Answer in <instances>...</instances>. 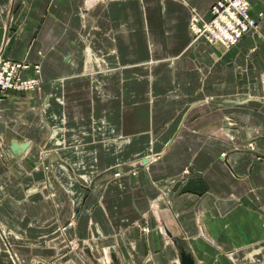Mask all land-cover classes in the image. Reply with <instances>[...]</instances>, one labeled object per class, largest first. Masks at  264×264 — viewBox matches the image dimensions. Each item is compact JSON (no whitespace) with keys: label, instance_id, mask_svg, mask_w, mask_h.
<instances>
[{"label":"crops","instance_id":"0c3cea01","mask_svg":"<svg viewBox=\"0 0 264 264\" xmlns=\"http://www.w3.org/2000/svg\"><path fill=\"white\" fill-rule=\"evenodd\" d=\"M215 1L0 0V55L39 80L0 93V245L23 264L73 213L119 264H264V0L228 49L189 33Z\"/></svg>","mask_w":264,"mask_h":264},{"label":"built area","instance_id":"2783aa9c","mask_svg":"<svg viewBox=\"0 0 264 264\" xmlns=\"http://www.w3.org/2000/svg\"><path fill=\"white\" fill-rule=\"evenodd\" d=\"M249 3L250 0H217L209 10L207 21L191 16L189 31L195 40L202 38L208 44L218 43L231 48L256 28L255 20L249 15ZM27 69L22 62L4 59L0 55V93L36 90L39 80L23 77Z\"/></svg>","mask_w":264,"mask_h":264},{"label":"rangeland","instance_id":"374dc122","mask_svg":"<svg viewBox=\"0 0 264 264\" xmlns=\"http://www.w3.org/2000/svg\"><path fill=\"white\" fill-rule=\"evenodd\" d=\"M191 16L192 15H190L189 18V25H190V19L192 18ZM198 17L199 19L202 20L200 16ZM207 20H203V21H207ZM190 36L192 41L195 42L198 40V39L195 40V38L191 33ZM117 176H119V173H116V177ZM77 183L81 184L82 186L88 187L87 182H85L84 180L78 181ZM33 188L36 189L39 188L40 190V188L42 187L38 185L30 186L27 191H31ZM72 193L74 194L75 191L73 190ZM75 216L76 214L73 213V216L72 218H70L69 221H67L66 223L59 224L57 230H55L52 233L50 232V236H48L45 239L43 245H37V244H33L29 246L24 245L25 248L28 247L31 249V253H30L31 256H29L30 260H28V264H100V259L103 257L102 249L96 251L95 246L91 243V241L83 238L82 235H80L82 238L79 237L78 233L80 232V230L76 229L75 227L76 226ZM136 225H138V223H135V226ZM137 227L141 233L147 231V228L141 225H138ZM6 233H7L6 230H4L3 227L0 225V238L2 240L5 239L4 236H6ZM10 233L14 237L16 236L17 238L16 232H10ZM6 246L0 245V253L6 252L9 256L8 258H6V261L7 260L11 261L12 264H23L22 260L17 256L15 249L13 248L12 250V245L7 246L8 248H6ZM111 264L113 263L111 262Z\"/></svg>","mask_w":264,"mask_h":264},{"label":"water","instance_id":"95a60500","mask_svg":"<svg viewBox=\"0 0 264 264\" xmlns=\"http://www.w3.org/2000/svg\"><path fill=\"white\" fill-rule=\"evenodd\" d=\"M26 148V145L18 146L15 142L11 145V150L16 154L19 150H23ZM145 163V161H144ZM112 263L113 264H119V261L117 258L112 254ZM264 261V256H263ZM179 264H195L194 260L191 258L189 254L186 253L184 249H180L179 253Z\"/></svg>","mask_w":264,"mask_h":264},{"label":"bare ground","instance_id":"6f19581e","mask_svg":"<svg viewBox=\"0 0 264 264\" xmlns=\"http://www.w3.org/2000/svg\"><path fill=\"white\" fill-rule=\"evenodd\" d=\"M111 262H112L111 254H110V252H109V250L107 248V249L104 250L103 257L100 259V264H111ZM176 264H179V261L178 262L176 261Z\"/></svg>","mask_w":264,"mask_h":264}]
</instances>
